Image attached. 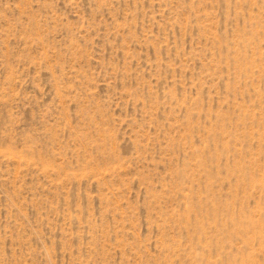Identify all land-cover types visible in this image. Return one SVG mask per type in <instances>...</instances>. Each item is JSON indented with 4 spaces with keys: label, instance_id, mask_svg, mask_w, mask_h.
Here are the masks:
<instances>
[{
    "label": "rangeland",
    "instance_id": "1",
    "mask_svg": "<svg viewBox=\"0 0 264 264\" xmlns=\"http://www.w3.org/2000/svg\"><path fill=\"white\" fill-rule=\"evenodd\" d=\"M0 264H264V0H0Z\"/></svg>",
    "mask_w": 264,
    "mask_h": 264
}]
</instances>
